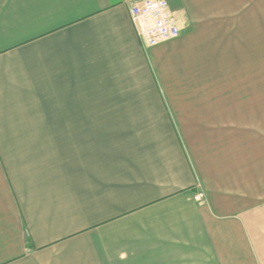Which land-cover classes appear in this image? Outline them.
Masks as SVG:
<instances>
[{
  "label": "crops",
  "instance_id": "1",
  "mask_svg": "<svg viewBox=\"0 0 264 264\" xmlns=\"http://www.w3.org/2000/svg\"><path fill=\"white\" fill-rule=\"evenodd\" d=\"M133 1L0 0V264H264V150L197 74L264 0H167L153 47Z\"/></svg>",
  "mask_w": 264,
  "mask_h": 264
},
{
  "label": "rangeland",
  "instance_id": "2",
  "mask_svg": "<svg viewBox=\"0 0 264 264\" xmlns=\"http://www.w3.org/2000/svg\"><path fill=\"white\" fill-rule=\"evenodd\" d=\"M254 21L255 19L252 20L253 25ZM257 25H260L262 32L247 36L246 41L249 43L245 44L246 48L204 51L205 64L203 67H197L198 77H203L201 84L204 88L209 86L210 89L219 90L221 93L229 91L227 95L222 94L226 96L211 100H219L221 103L225 101V104L229 103L231 106L235 104V111L230 115V122H233L224 133L230 132V137H250L252 154L258 148L264 150V10ZM228 39L223 41H229ZM229 44L242 46L239 42ZM259 46L262 49H259ZM232 95H235L234 99L231 98ZM189 132L194 138L202 136V131ZM213 132L208 131V137L213 136Z\"/></svg>",
  "mask_w": 264,
  "mask_h": 264
},
{
  "label": "built area",
  "instance_id": "3",
  "mask_svg": "<svg viewBox=\"0 0 264 264\" xmlns=\"http://www.w3.org/2000/svg\"><path fill=\"white\" fill-rule=\"evenodd\" d=\"M129 14L135 33L145 47L172 41L181 33V19L167 0H134Z\"/></svg>",
  "mask_w": 264,
  "mask_h": 264
}]
</instances>
